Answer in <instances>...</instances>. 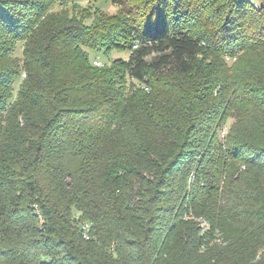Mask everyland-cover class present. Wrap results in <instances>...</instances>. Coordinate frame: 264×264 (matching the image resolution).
<instances>
[{
  "label": "trees",
  "instance_id": "trees-1",
  "mask_svg": "<svg viewBox=\"0 0 264 264\" xmlns=\"http://www.w3.org/2000/svg\"><path fill=\"white\" fill-rule=\"evenodd\" d=\"M81 1L0 0V264H264V0Z\"/></svg>",
  "mask_w": 264,
  "mask_h": 264
},
{
  "label": "rangeland",
  "instance_id": "rangeland-1",
  "mask_svg": "<svg viewBox=\"0 0 264 264\" xmlns=\"http://www.w3.org/2000/svg\"><path fill=\"white\" fill-rule=\"evenodd\" d=\"M249 1H251L252 3H259V0H249ZM80 3L82 5L88 4L91 6L100 7L101 9L108 11L110 13L114 12L117 8L114 4H112L110 2V0H96V1L95 0H89V2L84 0V1H81ZM69 10L71 11L72 9H69ZM72 13H75V11L72 10ZM78 16H80V15L78 14ZM18 54H20V50L18 51ZM93 55H94V53H92V55H91L92 58H94ZM117 56L126 57L127 54L125 51L119 52V51L114 50L110 53L109 56H103L102 58L96 57V59H95L96 62L93 61V64L102 65L103 62L108 63V62H110V60L112 58L117 57ZM228 60L230 61V59H228ZM230 122H231V120H228L226 125L228 126L230 124ZM221 134H222V131H221Z\"/></svg>",
  "mask_w": 264,
  "mask_h": 264
},
{
  "label": "built area",
  "instance_id": "built-area-1",
  "mask_svg": "<svg viewBox=\"0 0 264 264\" xmlns=\"http://www.w3.org/2000/svg\"><path fill=\"white\" fill-rule=\"evenodd\" d=\"M94 62H96V61H94ZM224 133H225V129L222 131V134H224ZM198 223H199V227H200V233H204V231L208 227V223L203 219H200ZM82 229H83V237L88 238V234H87L88 223L87 222H84L82 224ZM260 252L261 251H259L258 254H260ZM257 257H259V255H257Z\"/></svg>",
  "mask_w": 264,
  "mask_h": 264
}]
</instances>
